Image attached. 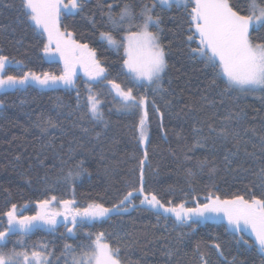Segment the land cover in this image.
<instances>
[{
    "label": "trees",
    "instance_id": "trees-1",
    "mask_svg": "<svg viewBox=\"0 0 264 264\" xmlns=\"http://www.w3.org/2000/svg\"><path fill=\"white\" fill-rule=\"evenodd\" d=\"M150 2L85 0L83 12L63 19V23L76 33L77 38L83 35L82 42L96 49L98 58L108 69V78L123 88L133 87L132 82L121 72L123 49L117 52L100 37V32L109 30H112L117 40L123 34L114 29L108 18L107 6L112 5L111 15L118 19L125 5L139 13L144 3ZM234 2L244 11L248 0ZM19 3L20 0H0V49L3 50L2 54L23 61L21 66H10L9 74L22 75L28 70L37 74H59L62 63L57 59L50 62L45 57L43 45L39 42L43 38L33 33L30 21L19 11ZM7 4L14 6L6 7ZM156 11L162 17V43L167 46L172 41V49L167 57L170 68L162 81V88L167 91L149 93V101L155 99L164 113V128L161 129L160 119L149 104L150 144L149 163L145 168L146 189L157 192L166 206L168 200H172L173 204L186 200V207H194L197 201L204 203L207 194L205 185L208 184H215L213 190L222 198H230L233 193L248 198L251 191L259 195V189L254 188L256 177L253 173L264 165V154L253 149L252 143H258L259 137L264 135V97L260 93L238 92L222 96V83L218 81L219 86L210 85V70H206L198 61L189 60L179 50L182 46L177 39L181 31L178 26L183 24L186 27L183 12L175 7L169 11H161L157 7ZM136 22H139V17ZM124 28H128L127 22ZM174 32L177 36L173 35ZM88 84H91L93 92L103 103L107 127L92 121L90 114L85 115ZM77 89L80 92L79 106ZM114 97L115 91L111 85L104 82L90 83L83 77L78 78L75 89L42 91L30 86L25 90L0 93V100L4 101V106L0 107V214L15 203L19 209L30 206L24 215H35L36 202L41 199L51 195L71 198L72 185L64 183L62 178L80 161H83L82 167L86 172L74 181L79 206H86L96 200L105 207H112L130 190L132 182L138 186V160L143 155L136 140L138 116L118 111L119 98ZM166 101H171V104H166ZM229 112L241 113L245 117L237 130L244 139L250 141L248 151L256 152V157H245L242 146L231 166L234 171L225 169L220 163L227 149L235 151L231 140L225 143L215 138L213 133L204 147L195 146L198 139L209 136L208 124L219 129L222 127V118ZM39 117H51L59 127L42 134L40 128L35 126ZM84 127L88 128L87 133L82 131ZM193 128H202L203 131L198 134ZM97 133L100 135L97 136ZM51 137H55V147L41 149L42 143ZM70 147L76 149L72 159L68 156ZM17 155L21 157L19 162L14 160ZM205 158L219 165L218 173L211 179L206 172L198 171L197 161ZM188 169L197 175L189 178ZM134 202L139 204L138 199ZM0 221L2 230L6 225V217L0 215ZM65 231L63 223L57 226L56 232L47 230L46 226L38 228L22 237V245L16 244V240L21 237L13 236L8 248L15 246L17 250L31 251L33 245L45 243L48 250L53 252L52 264H66L70 262V257L63 254L65 243L75 247L87 242L85 233L103 231L113 245L118 242L117 236L123 237L119 241L122 256L133 264L136 261L140 264H201V253L207 258L208 264H228L234 257L235 264H264V255L257 247L237 244L232 233L225 231L219 221L193 224L191 227L178 226L174 224V217L167 221L163 217L158 220L152 211L143 207L112 214L110 219L85 225L74 238L61 236ZM244 235L251 244L254 238ZM131 241H136L135 246L126 248L125 243ZM213 242L221 244L226 260L210 247ZM169 249L175 253L170 261L164 255Z\"/></svg>",
    "mask_w": 264,
    "mask_h": 264
},
{
    "label": "snow or ice",
    "instance_id": "snow-or-ice-1",
    "mask_svg": "<svg viewBox=\"0 0 264 264\" xmlns=\"http://www.w3.org/2000/svg\"><path fill=\"white\" fill-rule=\"evenodd\" d=\"M84 7L85 0H67V2L66 0H20L21 15L30 21L29 26L33 33L43 38L39 42L43 45L42 51L45 57L50 62L58 58L62 63V69L59 74L52 72L37 74L31 70L24 71L22 75L9 74L10 64L21 66L23 61L2 54L3 50L0 49V90L19 91L20 88L29 85L72 89L76 87L78 70L83 72L88 81L111 85L115 97L119 98L118 111L138 116L136 140L143 150L142 158L138 160V186L136 182H132L130 190L112 207H105L96 200H92L86 206H79L75 197L74 181L86 172V169L82 167L83 161L78 162L75 168H70L62 178L64 183L72 185L71 198L64 199L51 195L41 199L36 202L37 211L33 216L18 214L15 203L0 214L6 217V225L0 230V264H52L53 252L48 250L47 244L33 245L31 251L17 250L15 246L8 248L13 236L21 237L16 240V244L22 245L24 243L22 237L36 229L47 226V230L56 232L57 226L63 223L66 231L61 233V236L74 238L77 231L85 225L102 222L110 219L112 214H120L139 207L152 211L158 220L163 217L167 221L174 217V224L178 226L191 227L193 224L208 220L219 221L224 225L225 231L232 233L237 244L243 243L250 248L257 247L261 253H264V165L258 172L253 173L256 177L254 188L259 189V195L251 191L248 198L236 193L230 198H222L213 190L216 185L208 184L205 185L207 189L205 202L197 201L194 207H186V200L177 204L168 200L166 206L157 192L146 189L145 179V168L149 163V104L160 119L161 129L164 128V113L155 99L149 101V93L167 91L162 88V81L170 68L167 57L172 49V41L167 46L162 43V17L156 11L157 7L161 11H169L175 7L183 12L186 27L183 24L178 26L181 31L177 39L182 46L179 50L189 60L198 61L206 70H210L212 75L210 85L219 86L218 81L222 83V96L238 92L260 93L264 97V0H248L244 11L238 8L234 0H151L150 3L142 5L139 13L133 12L129 5H125L118 19L111 15L112 5L109 4L108 18L114 29L120 30L123 34L117 40L112 30H109L100 32V37L117 52L123 49L121 72L133 84V87L127 88L108 78V69L98 58L96 49L90 47L87 42H82L83 35L77 38L76 33L70 31L68 25L63 23L65 17L83 12ZM137 17L139 22L134 23ZM125 22L128 23L127 29L124 28ZM92 23L95 26L94 20ZM173 35L177 36V33L174 32ZM141 88L142 92L139 91ZM87 91L85 115L90 114L92 121L103 123L107 127L101 109L102 101L93 92L91 84L87 85ZM79 97L80 92L77 89L78 106ZM166 104H171V101H166ZM3 106L4 101L0 100V107ZM244 118L241 113L229 112L222 118V127L219 129L208 124L209 136L198 139L195 146L204 147L213 133L215 138L222 139L225 143L231 140L235 151L231 148L227 149L220 163L225 169L234 171L231 166L242 146L245 157H256L255 151H248L247 145L250 141L244 139L237 130V126ZM35 126L40 128L42 134H47L49 129L59 127L51 117L47 119L39 117ZM82 131L87 133L88 128L84 127ZM193 131L199 134L203 129L193 128ZM99 135L100 133H97V136ZM54 140L55 137H51L46 143H42L41 149L55 147ZM252 148L264 154V135L259 137L258 143H252ZM75 152V148H69V159H72ZM20 159L19 155L14 157L17 162ZM197 166L199 173L206 172L210 179L219 171V165L207 158L198 160ZM187 175L192 178L197 173L188 169ZM136 199L139 200L138 205L134 202ZM244 234L254 238L251 244L245 239ZM85 236L86 243L81 242L75 247L72 244H64L63 254L70 257V262L66 264H133L130 259L122 256L119 241H122L123 237L117 236L118 242L113 245L103 231L95 234L88 232ZM135 244L136 241H131L126 242L124 246L132 248ZM210 247L220 257H224L220 243L213 242ZM174 254L171 249L164 253L169 261ZM200 260L201 264H208L207 258L202 253ZM135 264L140 262L136 261ZM228 264H235V257Z\"/></svg>",
    "mask_w": 264,
    "mask_h": 264
},
{
    "label": "rangeland",
    "instance_id": "rangeland-1",
    "mask_svg": "<svg viewBox=\"0 0 264 264\" xmlns=\"http://www.w3.org/2000/svg\"><path fill=\"white\" fill-rule=\"evenodd\" d=\"M66 2H67V0H66ZM114 49V48H113ZM57 60H59L58 58H57ZM13 64H10L9 65V67L10 66H12ZM8 67V68H9ZM16 67H18L17 65H16ZM79 77H83L84 78V80H86V81H88V78L86 77V76H84V74H83V72L82 71H79L78 70V74H77V77H76V80H75V83H76V81L78 80V78ZM88 82H90V83H96V82H92V81H88ZM35 87V88H37V89H39V90H42V91H48V90H55V89H65L64 87H57V88H42V87H39V86H36V85H29V86H25L24 88H20V90H25V89H27L28 87ZM72 89H75V88H72ZM10 91H15V90H13V89H4V90H0V93H6V92H10ZM103 108V103L101 104V109ZM102 111H103V109H102ZM36 206V205H35ZM30 208V206L29 205H27V206H25V207H23V208H17V210H18V214H21V215H24V212L25 211H27L28 209ZM37 208V207H36ZM28 216H33V215H30V214H27ZM62 219V218H61ZM209 221H213V220H208V221H206V222H209ZM213 222H216V221H213ZM95 223V222H94ZM205 223V222H204ZM70 226V225H69ZM47 227V226H46ZM34 232V231H33ZM263 255H264V253H263ZM51 260H53L52 259V257H51Z\"/></svg>",
    "mask_w": 264,
    "mask_h": 264
}]
</instances>
